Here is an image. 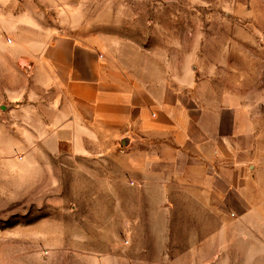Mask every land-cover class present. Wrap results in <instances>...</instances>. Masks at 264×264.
Masks as SVG:
<instances>
[{"label": "rangeland", "instance_id": "1", "mask_svg": "<svg viewBox=\"0 0 264 264\" xmlns=\"http://www.w3.org/2000/svg\"><path fill=\"white\" fill-rule=\"evenodd\" d=\"M58 35L152 89L242 101L264 129V0H0V264H194L189 248L224 246L205 243L222 222L197 192L138 187L118 146L66 126L36 64Z\"/></svg>", "mask_w": 264, "mask_h": 264}, {"label": "crops", "instance_id": "2", "mask_svg": "<svg viewBox=\"0 0 264 264\" xmlns=\"http://www.w3.org/2000/svg\"><path fill=\"white\" fill-rule=\"evenodd\" d=\"M36 64L64 98L72 116L66 126L82 125V139L105 137L118 146L138 187L163 196L195 191L200 200L188 205L221 218L205 243L226 244L189 248L194 264L200 253L210 255L207 264H264V129L248 105L204 101L168 85L152 89L116 68L103 50L68 35L52 37ZM97 153L82 145L83 157Z\"/></svg>", "mask_w": 264, "mask_h": 264}]
</instances>
